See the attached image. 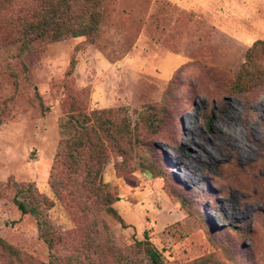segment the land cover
I'll use <instances>...</instances> for the list:
<instances>
[{"label": "rangeland", "instance_id": "374dc122", "mask_svg": "<svg viewBox=\"0 0 264 264\" xmlns=\"http://www.w3.org/2000/svg\"><path fill=\"white\" fill-rule=\"evenodd\" d=\"M252 56L264 68V0H105L93 41L22 57L0 37V237L19 254L0 248V264H126L110 248L134 261L146 232L167 264H264V84L230 90ZM166 98L158 134L127 159L108 149L101 180L122 221L90 209L57 160L60 120L124 108L134 124ZM14 183L52 203L53 248Z\"/></svg>", "mask_w": 264, "mask_h": 264}, {"label": "trees", "instance_id": "16d2710c", "mask_svg": "<svg viewBox=\"0 0 264 264\" xmlns=\"http://www.w3.org/2000/svg\"><path fill=\"white\" fill-rule=\"evenodd\" d=\"M105 0H0V37L4 45H13L19 57L28 53L44 51L47 45L72 38L86 37L93 41L99 35ZM249 65V66H248ZM264 84V68L250 57L233 81L230 90L238 95L249 93ZM169 102L167 98L159 104H152L132 123L128 111L96 110L91 113H69L60 120V136L57 160H62L67 178L83 176L81 192L90 209L105 210L117 220L122 218L113 207L116 203L102 185V172L108 161V149L117 152L124 159L130 157L135 148L143 146L144 137L158 134L167 122ZM124 115L121 117V115ZM256 171H253L254 173ZM264 176L253 179L264 189ZM52 190L60 194L62 179L51 175ZM13 202L23 215L39 220L40 238L50 248L56 243L52 225L45 219L44 210L52 206L50 200L40 193L33 184L14 183ZM264 192V191H263ZM260 196V192L258 193ZM188 207L186 201H182ZM146 240L135 245L137 257L134 261L124 258L115 249L119 263L126 264H167L162 253L155 248L145 233ZM92 237V235H91ZM93 239V238H92ZM0 248L10 258L19 257L17 249L0 237ZM141 259L139 260V257ZM54 259L48 264H57Z\"/></svg>", "mask_w": 264, "mask_h": 264}, {"label": "bare ground", "instance_id": "6f19581e", "mask_svg": "<svg viewBox=\"0 0 264 264\" xmlns=\"http://www.w3.org/2000/svg\"><path fill=\"white\" fill-rule=\"evenodd\" d=\"M248 111H249V114H251L252 118H254L255 113L253 112V109L251 106H250V110Z\"/></svg>", "mask_w": 264, "mask_h": 264}]
</instances>
